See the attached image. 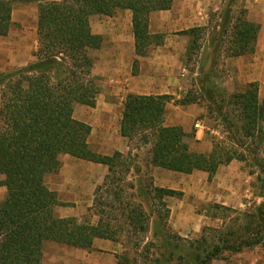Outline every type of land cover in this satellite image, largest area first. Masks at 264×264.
<instances>
[{"label": "rangeland", "instance_id": "rangeland-1", "mask_svg": "<svg viewBox=\"0 0 264 264\" xmlns=\"http://www.w3.org/2000/svg\"><path fill=\"white\" fill-rule=\"evenodd\" d=\"M44 1L14 3L11 30L6 37L0 36V75L36 60L38 6ZM187 1L190 5L174 0L171 10L151 15L150 32L162 35L163 44L152 47L143 58L132 52L128 43L133 35L131 11L130 16L128 11H118L113 17H92L93 32L104 33L103 47L93 53V75L99 90L95 107L76 104L74 117L91 127L89 142L94 152L108 156L119 152L123 158L115 168L113 181L108 178L107 166L61 155V167L46 177V184L68 205L57 209L60 217L97 225L102 209L105 218L117 227L119 239H97V246L91 249L46 242L42 264H117L122 257H127L130 264H157V260L162 261L158 264H168L163 256L170 251L175 253L171 264H186L193 258V244L203 237L209 244L217 241L210 229L234 226L236 213L254 212L264 202L263 183L258 181L255 166L257 157L264 159V134L256 143L249 141L247 149H238L229 140L218 113L224 99L250 86L264 100V0ZM238 19L260 26L253 54L237 56L233 50L231 33ZM191 29L197 30L195 35L182 34ZM115 39H120L121 48ZM131 90L172 97L166 105L165 125L181 127L191 151L209 154L215 144L222 143L230 151L244 154V160L221 166L213 177L205 172L187 175L156 168L151 164L154 139L150 132L132 140L122 135L115 139L121 123L114 121L110 124L113 142H102V116L108 105L114 106L113 114L120 116L123 107L119 105L128 95H137ZM255 147L259 154L252 152ZM3 179L0 176V182ZM160 188L181 195L155 199V189ZM115 192L119 201L114 199ZM6 196V188L0 186V202ZM137 205L149 219L146 232L127 226L129 210ZM212 264H264V245L237 254L224 253Z\"/></svg>", "mask_w": 264, "mask_h": 264}, {"label": "trees", "instance_id": "trees-1", "mask_svg": "<svg viewBox=\"0 0 264 264\" xmlns=\"http://www.w3.org/2000/svg\"><path fill=\"white\" fill-rule=\"evenodd\" d=\"M16 1L0 0L2 37L11 30ZM173 4L174 0H47L39 3L36 60L0 75V176L4 177L0 186L7 190L6 198L0 202V264H42L46 242L79 249H91L97 239L118 242L117 227L105 218L106 212L102 209L97 225L75 217H60L57 209L68 205L47 186L46 177L61 167V155H69L107 166L108 178L115 181V168L123 155L94 152L89 142L91 127L74 117L76 104L95 107L99 90L93 75L96 61L93 53L101 50L104 38L93 32L91 19L131 11L135 53L143 58L152 47L163 44L162 35L150 32L151 15L169 11ZM196 32L191 29L182 34L195 35ZM259 32V25L237 20L230 40L237 56L254 53ZM171 99L169 95L131 94L124 102L121 135L132 140L149 131L154 139L151 150L154 167L187 175L205 172L213 177L221 166L244 160V154L240 155L236 149L230 151L222 143L215 144L209 154L191 151L187 133L181 127L165 125L166 105ZM223 104L218 113L234 146L245 150L249 141L256 143L264 134V100L259 98L258 90L250 86L227 101L224 99ZM258 150L255 147L252 152L259 154ZM255 166L264 189V159L257 157ZM179 195L177 191L160 188L155 189L154 197L162 200ZM113 196L119 201L117 192ZM261 197L264 198V193ZM236 214L234 226L210 229L217 235L216 242L209 244L203 237L197 245L193 244V258L186 264H212L224 253L237 254L264 245V202L254 212ZM241 220L243 223L239 225ZM127 221V226L134 231L148 230L149 219L141 205L129 210ZM174 257L173 251L163 256L168 264ZM117 264H130V260L122 257Z\"/></svg>", "mask_w": 264, "mask_h": 264}, {"label": "crops", "instance_id": "crops-1", "mask_svg": "<svg viewBox=\"0 0 264 264\" xmlns=\"http://www.w3.org/2000/svg\"><path fill=\"white\" fill-rule=\"evenodd\" d=\"M185 5L186 4H189L190 5V2H188L187 0H185ZM129 12L130 11H128V15H129ZM130 16V15H129ZM12 23H13V15H12ZM130 24H131V22H130ZM119 29V28H118ZM120 31V30H119ZM132 33H133V31H132ZM97 34L98 35H101V36H104V33H102V32H97ZM37 37H38V35H37ZM130 41H128V43H130V49H131V51L133 52L134 50H135V40H134V35H132L131 34V36H130V39H129ZM115 44H117L118 45V48H121L122 47V43H121V41H120V39H115ZM114 49L115 50H117V48H116V46L114 47ZM116 54V51L114 52V55ZM117 55V54H116ZM34 57H35V55H34ZM115 57V56H114ZM36 58V57H35ZM26 67V66H25ZM23 68V67H22ZM20 69V68H19ZM6 74V73H5ZM132 92H134V93H136L137 95H144V96H151V95H153V96H160V95H166V94H163V93H158V94H151V93H140L139 91H134V90H131ZM120 107H124V104L122 103V104H120L119 105ZM112 108H114V106H112L111 107V105H108V109L105 111V113L103 114V119H104V121L102 122L103 123V125H104V133H103V137L101 138L103 141L102 142H104V143H112L113 141H112V136H111V130H110V124L114 121V122H116V123H121V121H122V112H123V109H122V112L120 113V116H118V115H116V114H113V111H112ZM166 125H167V123H166ZM116 132H117V129H116ZM118 132H120L118 135H116V138L115 139H117V136H121V126H120V129L118 130ZM117 132V133H118ZM103 155H109L108 153H102ZM97 246V241L96 242H94V246Z\"/></svg>", "mask_w": 264, "mask_h": 264}, {"label": "built area", "instance_id": "built-area-1", "mask_svg": "<svg viewBox=\"0 0 264 264\" xmlns=\"http://www.w3.org/2000/svg\"><path fill=\"white\" fill-rule=\"evenodd\" d=\"M196 127L200 128V124H197Z\"/></svg>", "mask_w": 264, "mask_h": 264}]
</instances>
